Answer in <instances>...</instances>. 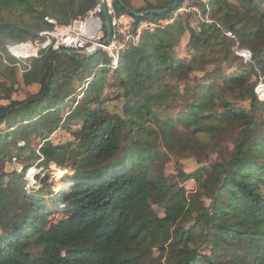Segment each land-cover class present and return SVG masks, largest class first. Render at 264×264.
Segmentation results:
<instances>
[{
  "label": "trees",
  "instance_id": "obj_1",
  "mask_svg": "<svg viewBox=\"0 0 264 264\" xmlns=\"http://www.w3.org/2000/svg\"><path fill=\"white\" fill-rule=\"evenodd\" d=\"M61 1L55 16L46 14L50 10L32 7L29 15L34 22L30 25L0 18V35L5 37L0 41V73L2 68L15 70L26 85H39L34 94L12 98L0 107V114L16 107L0 116V125L6 127H0V170L6 160H16L29 150L22 173L8 172L7 182L0 176V264H163L158 255L167 250V264H224V260L225 264H264V100H256L253 88L264 77V67L260 66L264 65V0H236L241 10L231 26L244 22L243 30L238 28L242 32L239 42L252 51V58H241L242 66H230L219 78L202 79L193 74L203 67L206 55L202 49L210 46L202 31L189 33L188 45L196 50L190 59L176 55L183 33L176 29L178 17L154 33L143 32L138 45L124 52L120 64L99 69L70 107L69 92H53L55 76L64 71L61 59L72 64L71 75L76 76L83 56L75 50L61 53L53 63L47 94L25 103L42 92L57 50H41L36 58L39 66L31 68L26 59L15 58L7 46L34 40L39 31L51 28L46 15L66 22L70 15L82 14L95 3ZM182 1L169 12L148 13L141 18L166 17ZM172 2L138 11L167 7ZM210 3L218 4L219 0H199L203 8ZM114 4L127 11L123 0H114ZM25 5H31L30 0H0L1 7L28 11ZM228 51L224 49L226 57ZM234 58L240 56L235 54ZM107 69L113 70L121 86L125 116L101 105ZM162 77L167 83L160 84ZM167 90L185 98L184 109L176 116L166 114L173 106L161 102ZM225 91L234 92L235 99L247 100L248 106H233ZM66 107L67 121L80 119L83 132L68 152L73 172L67 186L52 190L41 178L39 187L26 190L22 178L31 160L40 159L44 167L50 162L65 163L61 154L64 145L53 144L52 137L62 119L59 112ZM149 120L157 128L149 126ZM227 128L237 130L230 157L210 164L206 178L193 175L209 202L201 201L197 206L189 202L185 212L190 214L183 215L195 213L194 219L202 221L201 242L208 250L191 252L177 246L185 228L174 205L184 191L159 170L161 152L151 140L160 136L168 150L189 153L206 145L202 136L209 138ZM33 138L42 139L37 149L30 145ZM216 138L209 139L213 151L220 147ZM180 176L186 179L189 174L181 172ZM59 204L65 207L63 215L52 222L49 217ZM159 204L163 214L154 207ZM228 216L235 220L223 222Z\"/></svg>",
  "mask_w": 264,
  "mask_h": 264
},
{
  "label": "rangeland",
  "instance_id": "obj_2",
  "mask_svg": "<svg viewBox=\"0 0 264 264\" xmlns=\"http://www.w3.org/2000/svg\"><path fill=\"white\" fill-rule=\"evenodd\" d=\"M125 4L134 9H142L144 7L152 6V5H158L165 2H169L172 0H123ZM174 1V0H173ZM61 0H30L31 5H25V8L28 9V11L24 10V7H18V8H10V7H4L0 6V18L3 19V21L10 22L16 25L24 26V25H30L33 24L34 20L30 17L29 12H33V8L35 9H44V10H50V13L55 16L54 14L57 13L59 6L61 5ZM189 3V4H195L200 7L201 12L203 11V7L200 6L199 0H183L181 4L183 3ZM180 4V5H181ZM210 7L209 11V18L211 19L207 23L201 22H193V20H188L186 17H180L179 23H176V29L183 31L180 41V50L177 49L176 55L182 54L185 59H190L192 54L196 51L195 49H192L188 45V38L189 33L191 31L200 32L202 31L201 36L206 41V43L210 44L209 48H203L205 52V60L203 61V67L201 69L196 70L193 74L197 75L198 77H201L202 79H207L209 77H220L222 76V73L225 72L230 66H242L241 56L239 58H234L235 54L237 53V48L240 45L239 40H241V30H243L244 22L237 25V27H232L231 24L235 21L237 18V12L240 11V6L236 0H219L218 4L210 3L208 5ZM117 11L120 8L115 5ZM264 8V4L263 7ZM240 9V10H239ZM171 12L168 14L170 15ZM76 15H70L68 20L78 16ZM160 16H152L147 17L150 19L159 18ZM67 20V21H68ZM178 20V19H177ZM194 23V24H193ZM210 24H214L216 28H218L217 25H221L223 29L220 28L214 29ZM262 27L264 28V21L262 23ZM240 28V29H238ZM157 29L151 31L155 32ZM148 33V31H145ZM5 37L0 35V41L4 40ZM245 47V46H242ZM229 49L227 53V57L224 54V49ZM248 48V47H246ZM249 49V48H248ZM250 50V49H249ZM126 51V50H125ZM120 53V60L123 57L124 52ZM251 51V50H250ZM79 54L82 57L81 60V66L78 69L77 68V75L72 76V64L65 59H61L60 66L64 67V71H59L56 73L55 81H54V91L56 93H65L69 92L68 98V107H70L71 103L73 101V98H75L76 95L81 96V88L84 86V88L87 86V84L94 79L93 76H95L97 71L100 69L105 68L108 66L109 59L106 56V53L104 50H100L97 53L91 55L90 57L85 58L86 53L80 52ZM252 53V51H251ZM36 57L28 58V61L26 62V65L29 67H38ZM64 60V61H63ZM107 62V63H106ZM120 62V61H119ZM118 62V63H119ZM169 64V61H167ZM120 64V63H119ZM263 66L264 65H260ZM245 67V66H244ZM247 68V67H245ZM107 83L105 85L104 91L102 93V102L101 105L105 107L110 112H116L120 115H124V100L121 97V86L119 85V81L116 80L113 70L107 69ZM94 75H93V74ZM96 73V74H95ZM186 73L182 72V76L186 77ZM263 76V75H262ZM261 76V77H262ZM23 77H20L15 70L10 69H3L2 73H0V107L6 106L10 100L13 99H24L27 96H30L37 92L39 89V85H26L22 79ZM261 81V78H259L255 84L254 87ZM264 81V77L262 79ZM167 83V80L165 77H162L160 80V84ZM147 86L146 84H143L142 87ZM253 87V88H254ZM181 88V85L180 87ZM255 91V88H254ZM256 93V91H255ZM225 98L229 100L233 106H248L247 100H238L234 97V92L225 91ZM257 101H261L256 93ZM77 98V97H76ZM161 102L168 105L170 104L173 106L166 114H173L178 115L182 109H184V102L185 98L184 96H180L178 93H175L173 90H167L166 92L162 93V99ZM63 108L59 115L62 117L61 122L59 123L57 129L53 133L52 142L53 144H61L64 145L61 154H62V161L65 162L63 165H56L55 163H49L47 167H44L39 160L35 161L31 160L32 165L25 170L23 173V181L25 183L24 187L27 190H30L31 187H39L41 183H39V180L41 178H44L45 184H48L49 187L52 188V190H59L62 187H66L68 183V177L70 174H72V169L69 167V161L68 159V152L74 145L79 141L82 131L80 130L81 121L80 119H74L70 120V118L67 121V117L69 115V108ZM163 115L164 114H160ZM65 119V120H63ZM147 124L151 127L157 128V126L149 120ZM1 129L6 130V127L4 124L0 125ZM180 130L182 129V126H179ZM237 135V130L233 128H227L221 131L220 133H216L215 136L206 137L202 136V140L204 142L207 141L206 145L202 148H198L195 150H192L191 152L187 153H180L178 151H170L164 145L163 141H161L160 136H155L151 142L152 145L157 146L158 149L161 152L160 158L158 161L159 163V170L168 177V179L172 182H175L178 184L179 188H182L184 191V194L175 202L174 210L178 217H180L182 221V225L185 228L183 237L181 241L178 243V247H184L189 249L191 252L193 249H196V252L200 253H206L208 248L204 247L205 245L202 244V231H201V225L202 221L198 222L194 219L195 213L192 215H188L186 217L185 214L186 208L188 206L189 202H193L196 206L197 204L205 203L208 204L209 200L205 197L204 189L203 187L198 183L197 179L193 177L194 174H198L201 176V178H206L208 176L209 171L211 170V165L214 162H218L220 160L228 159L230 157V154L233 150L234 144L233 141ZM216 138V141H218L220 147L213 151V147L211 146L213 144V141L209 140L210 138ZM22 142V141H21ZM42 144V139L40 138H33L30 141V145L37 149ZM204 152L202 153V151ZM37 153V152H36ZM29 154V150H25L21 157H16V160H10L5 161L4 166L0 170V176L3 178L4 182H7L8 176L7 173L11 172L12 170H15L16 172L23 171V165L28 162L25 158ZM23 160H26L25 162ZM33 168V172L31 175L33 176V184H31L27 179V171ZM183 172L184 174H189V177L186 179H182L180 176V173ZM31 175H28V178H31ZM38 180V181H37ZM204 194V195H203ZM157 212L159 214H163V207L161 204L154 205ZM59 209H56V211L49 217L50 220L56 221L63 215V209L65 208L63 205H58ZM190 214V213H186ZM235 220L234 216H228L223 219V222L233 221ZM167 250V249H166ZM167 251L160 256L158 255L163 264H167ZM154 255H157V252L154 253ZM224 257V256H223ZM170 262V260H169ZM224 260V264H225Z\"/></svg>",
  "mask_w": 264,
  "mask_h": 264
},
{
  "label": "built area",
  "instance_id": "obj_3",
  "mask_svg": "<svg viewBox=\"0 0 264 264\" xmlns=\"http://www.w3.org/2000/svg\"><path fill=\"white\" fill-rule=\"evenodd\" d=\"M108 15L110 24V36L108 41L103 43L106 36L104 25V16L100 3L95 2L84 13L66 21H57L50 15L44 16V19L51 24V28L41 30L34 40H26L12 43L7 46L8 51L17 59H26L36 57L41 50L51 47L53 50L71 49L86 54L92 53L98 47L104 50L109 59L108 66L115 68L119 65L120 53L128 48L137 46L141 39V34L145 31L160 29L178 17H186L193 22L207 23L210 7L205 4L203 11L195 4L183 3L166 17L155 19L136 17L128 11H117L114 0H101ZM194 24V23H193ZM237 53L244 61L252 58L251 51L242 46H238ZM263 79V78H262ZM255 91L260 98L264 100V81H260ZM28 170L27 179L33 184V175Z\"/></svg>",
  "mask_w": 264,
  "mask_h": 264
},
{
  "label": "water",
  "instance_id": "obj_4",
  "mask_svg": "<svg viewBox=\"0 0 264 264\" xmlns=\"http://www.w3.org/2000/svg\"><path fill=\"white\" fill-rule=\"evenodd\" d=\"M95 2H98L100 3L101 5V8H102V11H103V16H104V25H105V29H106V36L104 37V40H103V43L107 42L108 39H109V36H110V24H109V20H108V15L106 13V9L104 8L105 6L103 5V2L101 0H94ZM179 0H174L170 6H167V7H153V8H150V9H147L145 10L144 12H140V11H137V10H134L132 8H129L127 6H125V9L132 13L133 15H135L136 17H141V16H144L148 13H166V12H169L171 11V9L178 3ZM101 48L98 47L97 49H95L92 53H89V54H86L85 58L87 57H90L91 55L97 53L98 51H100ZM72 50L71 49H61V50H58L55 54H54V57L51 61V65H50V72L45 80V83H44V87H43V90L42 92H40L38 95L28 99L25 103H31V102H34V101H37V100H40L42 99L48 92V89H49V84H50V81H51V78H52V75H53V63H55V60L56 58L61 54V53H70ZM16 109V107H12V108H9L8 110L2 112L0 114V116L6 114L7 112H10L12 110ZM31 175V174H29Z\"/></svg>",
  "mask_w": 264,
  "mask_h": 264
},
{
  "label": "bare ground",
  "instance_id": "obj_5",
  "mask_svg": "<svg viewBox=\"0 0 264 264\" xmlns=\"http://www.w3.org/2000/svg\"><path fill=\"white\" fill-rule=\"evenodd\" d=\"M29 172L32 173V172H33V168H30V169H29Z\"/></svg>",
  "mask_w": 264,
  "mask_h": 264
}]
</instances>
